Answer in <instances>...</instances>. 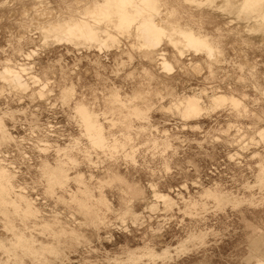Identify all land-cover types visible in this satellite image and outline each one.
<instances>
[{
  "label": "rangeland",
  "instance_id": "obj_1",
  "mask_svg": "<svg viewBox=\"0 0 264 264\" xmlns=\"http://www.w3.org/2000/svg\"><path fill=\"white\" fill-rule=\"evenodd\" d=\"M75 1L0 0V64L7 58L13 64L30 63L32 73L49 79L44 97L31 82L26 93L9 87L0 91L1 153L17 167L15 185L25 187L0 200V264H264V144L240 146L241 130L247 137L264 125V24L251 28V18L220 4L197 7L164 0L181 24L209 33L223 51L216 64L187 54L183 66L167 74L155 57L126 38L101 51L66 42L43 44L39 23L49 14L39 12L54 16L89 2ZM162 47L173 54L166 44ZM189 57L200 59L203 70L192 71ZM195 87L242 96L246 110L223 106L193 121L200 125L193 129L188 126L192 121L182 127L177 116L159 109ZM136 95L138 100L131 101ZM78 99L89 106L91 117L99 116L108 134L131 131L125 150L134 146L136 162L123 150L112 156L89 146L73 104ZM135 105L147 113L145 128H138L145 120L127 118ZM228 121L241 130L223 132ZM162 128L168 131L167 150ZM73 137L82 140L80 151L74 148L79 153L73 151L76 165L55 162L51 147L41 151L42 140L63 145ZM232 151L240 156L230 157ZM151 181L177 205L144 209ZM126 183L142 197L124 192ZM202 186L209 187L204 195ZM178 190L195 204L180 201ZM28 198L34 200L31 210ZM126 200L132 201L130 207Z\"/></svg>",
  "mask_w": 264,
  "mask_h": 264
},
{
  "label": "bare ground",
  "instance_id": "obj_2",
  "mask_svg": "<svg viewBox=\"0 0 264 264\" xmlns=\"http://www.w3.org/2000/svg\"><path fill=\"white\" fill-rule=\"evenodd\" d=\"M182 1L191 6L197 7L220 4V7L224 8L228 12L235 13L238 17L251 18L253 20V24L250 25L251 28H256V25L264 24V0ZM75 2L76 4H79L81 1L76 0ZM39 7H42V5ZM174 11V8L167 7L164 0H89L88 3H85L82 6L78 5L75 9L61 11L59 14L54 16H50L53 14L52 11H46L44 9L42 13H39L42 15L44 14L43 17L48 14L49 15L46 20L39 23V29L42 33L43 44L49 45L56 42H66L77 48H93L100 51L103 49L107 50L113 45L119 46L121 39L126 38L130 40L132 46H135L136 48L137 46L144 48L146 56L155 57V59L158 60V64L162 68V71L167 74L174 72L176 65L182 67L183 65H181V60L187 54L191 53H193L196 57L205 56L210 62L215 64L218 63V61H220L219 59L223 57V51L215 44L212 37L208 34L200 33L190 23L181 24L179 19L174 16ZM45 13L48 14L45 15ZM165 44L171 49L173 54H170L168 50L162 47ZM32 53H34V50L28 52L25 57L28 59ZM187 64L192 71L203 70L202 68H204L201 60L198 58L192 59L189 57V62ZM32 69L33 66L30 63L18 62L13 64L11 59H5L4 63L0 64V91L9 87L12 90L26 93L30 89L31 82L34 85H39V88L37 90L35 89L34 92L38 96L44 97L43 94L48 88L49 79L42 81L39 74L32 73ZM137 98H139L138 95L134 96L131 101L136 100ZM242 99V96H236L232 93L223 92L220 89H214L209 92L205 87H195L191 88V93L189 94L182 93L177 97L171 98L167 103L162 104L159 109L167 112L168 114L177 116L182 123V127H186L188 122L192 121V123L188 126L194 129L200 128V125L198 122L193 121L199 120L205 114L215 111L223 106L224 108L229 106L236 111H240L241 109L246 110ZM73 104L78 114V122L81 123L84 128L81 137L86 140L95 152L100 150L113 156V152L123 150L125 155L133 158H131V161L135 160L136 162L137 155L135 154L134 146L133 149L130 148L128 151L125 150V146L129 144L133 138L131 131L124 128L120 135H116L115 133L108 134L104 127L99 126V124H101V121L98 118L99 116L91 117V109L88 105L79 99L74 101ZM130 105L132 104L130 103ZM146 108L149 109V105H146ZM119 118L123 119L124 117L121 116ZM127 118L131 122L134 118L142 121L145 120L146 124L144 125L143 123L140 124L138 122L140 124H138V128L140 129L145 128V125L149 123L147 121L146 111L144 108L142 109L141 107H138V105H135L132 108ZM154 127L156 126L154 125ZM231 128H235L236 131L241 130L236 123L228 121L223 132H228ZM162 131L164 135H166L162 139V146L165 150H167L169 145V137H167L168 131L167 129H163ZM241 132L243 134L240 138L241 147H249L250 145H247L249 143H251V145L260 143L264 144V125L255 129L253 133L247 137H245L246 134L244 133V129L241 130ZM81 137H73L72 141L63 145L56 141L51 142L45 139L41 141L43 147L40 148L42 149L41 151H46L48 153L47 150L51 147L55 152V162L63 161L73 164L76 162V158H78L75 156L77 151L74 150V148L76 149L77 145L82 141ZM246 139H248L247 142H245ZM151 144L155 146L158 145L157 138H154ZM240 146L239 148L242 149ZM87 149L88 147H85L84 145L85 157L88 161H91V154ZM78 150L80 151V149ZM73 151L76 152L73 153ZM1 152L2 150L0 149V200L6 201L7 199H11L9 196L12 191H15V188H17V190H25V187L19 184L15 185L14 181L16 179L12 177V174L17 167L15 166L16 168L14 169V163L8 162L3 157V153ZM237 154L238 152L232 151L229 156L233 158V155L236 156ZM258 154L259 152H254L252 155L256 156ZM237 156L240 155L238 154ZM117 158L119 157H116V159ZM126 161L128 162V160ZM76 164L78 163H75V165ZM132 165L134 166V164ZM152 182L153 181L150 183L148 182L150 186L149 189H151V197L144 205V209L147 208V210L149 209L153 212L158 210L161 205L165 210H171L175 205H177V200L169 192L159 190L156 188V185H154L155 182ZM125 185L126 186L123 189L124 192L132 196L131 191H134V193L140 197L142 191L134 188L129 183H126ZM181 187L186 188L187 186L183 184ZM201 189V195H204L209 191V187L202 186ZM123 191H121V193L125 194ZM176 195L185 205L193 206L195 204V200L192 196L188 195L189 198H186L179 190L176 192ZM17 198V196H14L12 200ZM127 198L131 200V197ZM129 200H126L128 201L126 204H129L128 207L132 205L130 204L132 201ZM25 201L27 209L31 210V205L34 200L30 201V198H28ZM75 218L76 217H74V219ZM124 222V218H121V223Z\"/></svg>",
  "mask_w": 264,
  "mask_h": 264
},
{
  "label": "crops",
  "instance_id": "obj_3",
  "mask_svg": "<svg viewBox=\"0 0 264 264\" xmlns=\"http://www.w3.org/2000/svg\"><path fill=\"white\" fill-rule=\"evenodd\" d=\"M200 33H202V34H208L209 36H210V34L209 33H205V32H201V31H199Z\"/></svg>",
  "mask_w": 264,
  "mask_h": 264
}]
</instances>
